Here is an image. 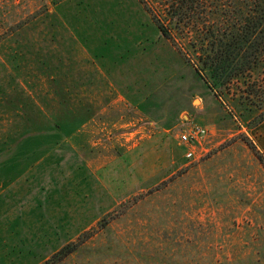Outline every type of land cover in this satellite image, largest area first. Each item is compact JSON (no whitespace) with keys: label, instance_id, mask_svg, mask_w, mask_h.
Here are the masks:
<instances>
[{"label":"rangeland","instance_id":"374dc122","mask_svg":"<svg viewBox=\"0 0 264 264\" xmlns=\"http://www.w3.org/2000/svg\"><path fill=\"white\" fill-rule=\"evenodd\" d=\"M193 30L0 0V264H264V68L216 96Z\"/></svg>","mask_w":264,"mask_h":264},{"label":"trees","instance_id":"16d2710c","mask_svg":"<svg viewBox=\"0 0 264 264\" xmlns=\"http://www.w3.org/2000/svg\"><path fill=\"white\" fill-rule=\"evenodd\" d=\"M139 2L168 39L197 28L194 65L216 96L224 95L235 78L264 68V0Z\"/></svg>","mask_w":264,"mask_h":264},{"label":"built area","instance_id":"2783aa9c","mask_svg":"<svg viewBox=\"0 0 264 264\" xmlns=\"http://www.w3.org/2000/svg\"><path fill=\"white\" fill-rule=\"evenodd\" d=\"M207 135L206 129L202 127H195L188 133L181 136V141L184 143L200 142Z\"/></svg>","mask_w":264,"mask_h":264}]
</instances>
